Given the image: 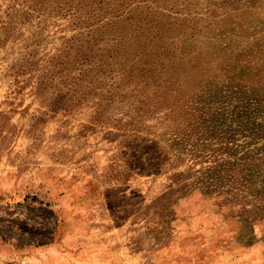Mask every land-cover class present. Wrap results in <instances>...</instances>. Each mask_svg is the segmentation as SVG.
I'll use <instances>...</instances> for the list:
<instances>
[{
	"label": "rangeland",
	"instance_id": "rangeland-1",
	"mask_svg": "<svg viewBox=\"0 0 264 264\" xmlns=\"http://www.w3.org/2000/svg\"><path fill=\"white\" fill-rule=\"evenodd\" d=\"M0 264H264V0H0Z\"/></svg>",
	"mask_w": 264,
	"mask_h": 264
},
{
	"label": "trees",
	"instance_id": "trees-1",
	"mask_svg": "<svg viewBox=\"0 0 264 264\" xmlns=\"http://www.w3.org/2000/svg\"><path fill=\"white\" fill-rule=\"evenodd\" d=\"M5 24H6V22H5ZM3 28H5V30H8V27H4L3 26ZM78 56H80V54H77ZM85 57V56H84ZM73 58L74 59H77V57H76V54H74L73 55ZM58 66V61H56L55 62V64H53V62H52V69L51 70H48V71H43L42 72V74H41V76L43 77V78H46V77H48V78H50V76L51 75H53L54 74V70H55V68ZM40 76V77H41ZM85 79V74H83V77L81 76V80L82 79ZM36 83H38V87H37V89L39 88V87H43L42 85H43V82L40 80V78H38L37 80H36ZM60 84L61 85H63L64 84V82H60ZM41 85V86H40ZM72 90H74V91H76L77 89H76V87H74V88H72ZM37 92V91H36ZM121 98H117V93L115 92V93H110L109 95H107V96H105V97H103V99L106 101V102H109V103H107L106 105H111L112 104V102L113 101H119V102H124V97H127V96H123L122 94H121V96H120ZM76 99V98H75ZM127 99V98H126ZM101 105V103H98L97 104V106H99L100 108H103L102 106H100ZM103 105V104H102ZM98 109H96V111H97ZM133 130H134V132H135V135H134V137H135V139L137 140L138 139V141L139 142H141L140 140H141V138H142V136L139 134V133H137V131H138V129L137 128H133ZM174 129H173V133H174ZM136 144H134V146H135ZM164 152V148H160V149H158L157 151H156V156H155V158L153 159V161L155 162L156 161V166H160V165H162L161 164V160L163 159V158H165V153H163ZM44 207H45V211H46V214L48 215V216H50L52 213H53V211L51 210V209H49L48 208V204L47 203H45L44 202ZM32 228V227H31Z\"/></svg>",
	"mask_w": 264,
	"mask_h": 264
}]
</instances>
